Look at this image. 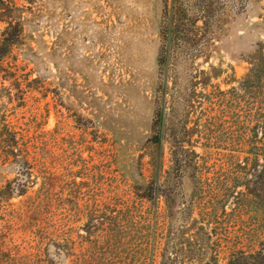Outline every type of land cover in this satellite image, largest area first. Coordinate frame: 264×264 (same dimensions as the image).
<instances>
[{
	"label": "rangeland",
	"instance_id": "obj_1",
	"mask_svg": "<svg viewBox=\"0 0 264 264\" xmlns=\"http://www.w3.org/2000/svg\"><path fill=\"white\" fill-rule=\"evenodd\" d=\"M163 9L0 0V264H264V0L165 70Z\"/></svg>",
	"mask_w": 264,
	"mask_h": 264
},
{
	"label": "trees",
	"instance_id": "obj_2",
	"mask_svg": "<svg viewBox=\"0 0 264 264\" xmlns=\"http://www.w3.org/2000/svg\"><path fill=\"white\" fill-rule=\"evenodd\" d=\"M252 0H163L164 9L160 24V59L161 67L169 69L171 61L177 52H188L192 56L201 53L209 40H212L214 33L222 28L226 19V8L243 9ZM262 63L256 68V76L261 77ZM161 116V112H160ZM161 119V117H160ZM202 184L198 187L203 191ZM157 188L151 187V191ZM157 195L155 193L154 197ZM207 213V209H206ZM242 254V252H241ZM251 257L253 255H247ZM245 256L244 258H248ZM231 264H240L233 261Z\"/></svg>",
	"mask_w": 264,
	"mask_h": 264
}]
</instances>
